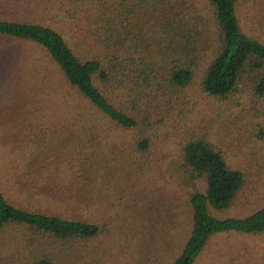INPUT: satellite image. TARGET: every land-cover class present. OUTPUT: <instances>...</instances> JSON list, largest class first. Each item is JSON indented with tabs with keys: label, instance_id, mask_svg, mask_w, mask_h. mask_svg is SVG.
<instances>
[{
	"label": "trees",
	"instance_id": "obj_1",
	"mask_svg": "<svg viewBox=\"0 0 264 264\" xmlns=\"http://www.w3.org/2000/svg\"><path fill=\"white\" fill-rule=\"evenodd\" d=\"M199 1L0 0L9 4L0 12V35L43 47L67 85L61 97L72 100L62 135L84 137V144L71 153L78 187L88 191L92 183L107 185V164L121 157L123 176L135 178L158 156L157 128L170 119L176 122L175 112L182 126L188 125V136L169 166L193 183L188 200L192 228L168 264H195L216 234L264 233V205L246 216L214 214L234 204L247 176L230 165L207 131L189 129L183 113L191 102L186 91L194 82L201 92L222 101H239L246 92L264 100V41L243 31L242 0H208L211 16ZM78 103L96 109L97 119L77 111ZM114 135L133 137L115 150L123 153L119 157L107 151L106 137ZM28 170L0 161V172L15 180L21 176L28 181ZM100 193L99 188L96 195ZM17 229L22 234L16 235ZM104 232L103 224L20 207L8 200L0 183V264H59L62 249L49 251L40 240L36 243L38 235L66 246Z\"/></svg>",
	"mask_w": 264,
	"mask_h": 264
},
{
	"label": "rangeland",
	"instance_id": "obj_2",
	"mask_svg": "<svg viewBox=\"0 0 264 264\" xmlns=\"http://www.w3.org/2000/svg\"><path fill=\"white\" fill-rule=\"evenodd\" d=\"M200 1L211 16L209 1ZM8 6L0 4V12H6ZM239 18L244 32L264 41V0H242ZM63 88L67 85L61 71L43 47L0 35V161L18 170L24 166L29 169L28 181L0 172L8 200L33 211L105 226L102 235L66 246L38 235L36 243L40 240L38 244L49 251L62 249L59 264H168L180 253L192 228L188 200L193 183L186 175L173 174L169 166L170 158L188 136V125L182 126L178 112L173 113L176 122L170 119L157 128L159 149L154 153L158 156H153L141 173L135 178L123 176L125 158L121 157L107 164L111 173L107 185L92 183L87 191L77 185V165L71 155L84 144V137L62 135L63 119L72 100L67 95L69 103L61 104L66 101L61 97L67 92ZM186 94L191 100L183 110L191 125L188 128L207 131L209 139L225 151L230 165L245 172L248 180L234 204L214 214L238 217L260 209L264 205V100L256 101L246 92L239 101H222L201 92L198 82ZM76 107L89 117H97V110L87 103ZM131 136L106 137L109 155H115L123 142L130 143ZM99 188L101 193L96 195ZM15 233L22 234L18 229ZM26 234L31 237L28 231ZM195 264H264V233L216 234Z\"/></svg>",
	"mask_w": 264,
	"mask_h": 264
}]
</instances>
